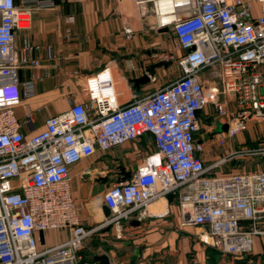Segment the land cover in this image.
<instances>
[{
	"label": "built area",
	"instance_id": "2783aa9c",
	"mask_svg": "<svg viewBox=\"0 0 264 264\" xmlns=\"http://www.w3.org/2000/svg\"><path fill=\"white\" fill-rule=\"evenodd\" d=\"M136 2L150 4L155 30L173 34L180 51L178 76L121 107L105 66L86 80V104L47 118L44 129L27 138L21 127L32 126L31 116L20 122L14 108L34 95L37 81L50 76L54 55L50 45L25 37L17 48L16 35L30 29L35 10L54 4L0 0V264H79L84 239L100 226L82 223L70 168L96 150L107 152L144 135L151 136L156 154L128 181L106 189L102 203L110 216L101 226H117L157 198L176 193L183 224L202 227L215 249L251 251L264 220V169L211 171L234 159L264 161V145L232 150L208 167L203 153L264 124V0ZM207 106L216 114L210 142L198 136ZM65 228V241L42 246L40 232Z\"/></svg>",
	"mask_w": 264,
	"mask_h": 264
},
{
	"label": "crops",
	"instance_id": "0c3cea01",
	"mask_svg": "<svg viewBox=\"0 0 264 264\" xmlns=\"http://www.w3.org/2000/svg\"><path fill=\"white\" fill-rule=\"evenodd\" d=\"M52 1V8L33 12L27 32L16 35L17 48L25 37L32 43L50 45L54 55L50 76L37 81L34 95L14 108L20 122L26 114L31 116L32 126L21 127L27 138L43 130L47 118L65 113L74 104H86L85 82L105 66L110 68L117 104L122 107L160 88L159 84L152 88L151 79L163 81L169 63L165 53L170 48V31L155 30L150 4H137L136 0ZM160 51L163 58H159ZM155 61H161L156 68ZM28 75L24 72L25 78ZM144 75L149 82L139 88L130 82ZM88 115L92 117L93 111L89 109ZM245 133L229 140L227 154L244 146ZM155 154L151 136L144 135L107 152L96 150L70 168V185L82 223L88 228L100 226L84 239L79 264H99L94 256L100 254L107 256L109 264H264V220L258 223L260 233L253 236L249 253H221L202 227L183 224L176 193L157 198L117 226H101L107 220L102 195L116 182L118 168L132 174ZM67 238V228L47 230L40 242L52 247Z\"/></svg>",
	"mask_w": 264,
	"mask_h": 264
},
{
	"label": "rangeland",
	"instance_id": "374dc122",
	"mask_svg": "<svg viewBox=\"0 0 264 264\" xmlns=\"http://www.w3.org/2000/svg\"><path fill=\"white\" fill-rule=\"evenodd\" d=\"M17 2H20V0H16ZM169 50L165 53L169 55L168 59V66L167 70L165 72V79L162 81H158V78L151 84L152 88H157L158 84L163 86L164 82L165 84L172 82L177 76H178V67H177V57L180 54V51L176 49V46L174 44V36L170 32L169 33ZM169 52V53H168ZM162 52H159V58L161 57ZM166 58V56L164 57ZM157 60V58H155ZM161 60V59H159ZM155 61V68L159 66L158 63ZM164 62L165 59H164ZM215 120H216V114L214 112V109L212 106H207L200 114V124H199V132L198 136L200 139L205 141H211L212 137L214 135V128H215ZM217 131H221L220 126L218 127ZM235 140V139H234ZM232 142V140H230ZM244 146L246 147H253L259 145H264V124H261L259 127H256L254 129H251L245 133L244 136ZM229 144V143H228ZM229 148V145L223 148H217L214 145L208 146L203 156L207 160L205 165L208 167L210 166L217 158H220L222 156H225L227 154V150ZM262 170L264 169V161L261 157H253V158H246L242 160H230L224 165H221L220 167L213 169L211 171V175H229L234 173H242L247 171H253V170Z\"/></svg>",
	"mask_w": 264,
	"mask_h": 264
},
{
	"label": "water",
	"instance_id": "95a60500",
	"mask_svg": "<svg viewBox=\"0 0 264 264\" xmlns=\"http://www.w3.org/2000/svg\"><path fill=\"white\" fill-rule=\"evenodd\" d=\"M160 31L163 32V31H166V30L163 29V30H160ZM130 82L133 83L136 88H139V86L148 83L149 82V78H148L147 75H144V76H142L139 79L130 80ZM220 128H221V130L225 131L227 127L224 125V126H221ZM118 170L120 172L118 173V178L116 179L117 183L118 182H125V181H128L130 179V177H131V173L130 172L125 171L122 167H119ZM102 210H103V213H104L105 217H109L110 216V210H109V208L106 205H104V204L102 205ZM39 235H40V239L42 240V237H43L42 232H40ZM94 260L98 261L99 264H109L108 258L104 254L95 255L94 256Z\"/></svg>",
	"mask_w": 264,
	"mask_h": 264
}]
</instances>
